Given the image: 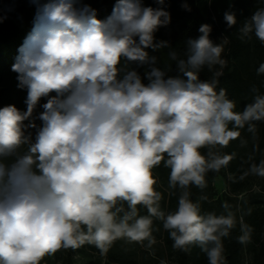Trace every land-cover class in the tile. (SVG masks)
<instances>
[{
  "label": "trees",
  "instance_id": "obj_1",
  "mask_svg": "<svg viewBox=\"0 0 264 264\" xmlns=\"http://www.w3.org/2000/svg\"><path fill=\"white\" fill-rule=\"evenodd\" d=\"M0 108V264H264V0H0Z\"/></svg>",
  "mask_w": 264,
  "mask_h": 264
},
{
  "label": "rangeland",
  "instance_id": "obj_2",
  "mask_svg": "<svg viewBox=\"0 0 264 264\" xmlns=\"http://www.w3.org/2000/svg\"><path fill=\"white\" fill-rule=\"evenodd\" d=\"M173 113L175 116V121L172 125V131L175 133L177 126L183 120V108L180 103H175L173 106ZM4 115L3 109L0 108V118ZM42 157L39 161H42ZM213 187L217 193L218 197H221L227 191V178L218 177L213 181ZM264 188V170H262L256 177L253 183V190L261 191ZM8 209V211H7ZM105 219L106 228L110 231L108 232L109 238L119 237L123 240V243L130 249L134 257L143 264H175V262L168 257L164 252V247L162 243L163 232L157 229H139L133 221H127L123 216L116 214L112 211H103L101 213ZM15 213L13 209H10L9 205L2 206L0 204V247L5 255L12 254V248L10 247V241H8L5 234V230L11 221H15ZM112 240V239H111ZM70 243L74 245V264H85L83 260L77 253L80 244L74 240ZM67 248V247H66ZM70 250V247H69ZM68 251V249H67ZM18 254L17 261L18 264H27V258L24 254L18 250H15ZM67 257V256H66ZM101 264H105V255L97 256ZM69 259V258H68ZM248 262L251 260L247 258ZM62 259L57 260L52 258L50 263L45 264H65Z\"/></svg>",
  "mask_w": 264,
  "mask_h": 264
}]
</instances>
